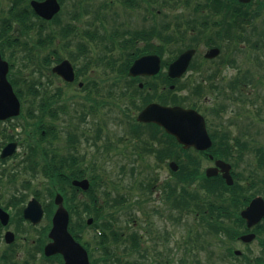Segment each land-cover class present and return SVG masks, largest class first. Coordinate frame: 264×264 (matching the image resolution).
Listing matches in <instances>:
<instances>
[{"label": "flooded vegetation", "instance_id": "1", "mask_svg": "<svg viewBox=\"0 0 264 264\" xmlns=\"http://www.w3.org/2000/svg\"><path fill=\"white\" fill-rule=\"evenodd\" d=\"M250 1V8L258 5L264 7V0ZM210 3L223 4L225 9L223 8L224 12L219 10L215 13L216 17L212 19L214 20L212 23H201L200 33L206 34L213 29L214 31L207 34L209 39L219 35L225 36L226 29L240 18L238 15L240 8L237 7L236 0H214ZM22 4L25 6V3ZM259 17L261 15L242 17V20L249 22L248 28L251 26L250 22L253 26L250 28V33L241 38L242 44L238 47L226 48L227 53L224 50L210 59L205 57L210 49L206 48L202 60L197 64L198 68L194 63V68L191 69L196 75L191 76L192 73H186L179 80H173L168 75L169 64H164L154 77H129L122 80L130 85H133L134 81L139 87L140 83L151 84L165 91L166 88L171 89V86L180 85L182 80L186 79L187 87L188 85L198 87L200 104V100L205 99L207 94L211 96L209 97L211 100L216 98L218 101L224 100L228 103L242 102L244 98L236 94L244 93L248 104L253 106L255 99L260 101L257 94L252 95L253 91L259 89L264 91V22L255 24V20ZM261 27L263 28L260 29ZM222 29L224 31L221 33L219 30ZM3 38L8 39V37ZM130 66L127 67L123 63L114 67L123 73L127 69L128 73ZM119 82L113 80L110 84L114 86ZM87 83L98 85L95 81ZM83 84L79 86L77 82L78 88L86 93L88 91ZM128 92L132 100H138L133 91L128 90ZM125 94L126 88L118 89L114 96L118 103L112 102L117 106V110L124 111V115L127 109L122 107L120 102L125 99ZM42 98L38 97L39 100ZM50 99L55 100L56 104L65 101L62 96H54ZM102 100L98 101L102 102ZM26 101L29 109L33 110L22 112L17 116L0 118V264H66L62 253L47 254V246L52 243L49 237L52 219L58 208L54 200L57 194H60L64 199L65 208L72 213L79 214L83 208H89L92 197L72 183L83 179L91 180L93 168L86 164V156L82 154L80 148L86 147L90 140H97L99 134L88 137L82 131H75L63 135L65 140L69 137L68 143L67 140L63 143L64 140L60 137L61 129L53 125L51 119L67 116L68 112L62 111L61 107L55 106L54 103L47 105L48 109L44 110L46 104L40 106L33 103L34 101L30 102L27 99ZM228 107V104H220L209 108L207 113H202L199 106L211 140L209 148L197 151L201 172L200 189L203 192L201 201L206 208L204 213L214 223L215 229L228 230L231 235H224V241H212L215 247H218L220 254L211 258L207 256L206 262L207 264H264V216L259 219L255 215L258 211L256 209L260 211L258 204L260 207L262 203L264 205V145L255 147L250 143L246 144L241 134L239 137L234 135L236 133L230 127L233 120L225 121L222 117V114L228 111ZM39 108L41 110H36ZM62 108L66 110V107ZM161 148L171 149L172 145H164ZM244 162L245 164L249 162L251 173L248 176H243L237 171L239 163L241 165ZM224 165L229 166L230 184L223 177ZM209 169L213 170L214 175H207ZM54 170L56 179L53 177ZM171 177V173L168 172L163 180L170 181ZM48 180H51L54 186L47 187ZM222 188L225 189L224 198H220L218 195L220 192H216ZM239 198L241 207L237 210ZM255 198H260L262 201L255 205L249 219L243 218L241 212ZM28 215L38 217V220L33 221ZM204 218L206 220V216ZM249 222L253 224L249 226ZM94 240L76 239L87 252L89 264H124L123 250H116V247L120 246L115 241L98 243ZM202 249L203 253L206 252L205 248ZM115 252L119 255H112ZM186 259L189 260V257ZM193 263L203 264V261Z\"/></svg>", "mask_w": 264, "mask_h": 264}, {"label": "rangeland", "instance_id": "2", "mask_svg": "<svg viewBox=\"0 0 264 264\" xmlns=\"http://www.w3.org/2000/svg\"><path fill=\"white\" fill-rule=\"evenodd\" d=\"M10 2L11 0H0V21L8 16L7 10ZM193 5L194 3L191 2L187 6L183 4V0H157L155 3L152 0H63L59 18L61 21L60 24L66 26L71 25L69 27L75 34L70 38V46L65 45V42L69 41V39L60 40L55 43L56 47L61 48V51L58 53V58L62 57L69 60L75 70H80L79 81L86 83L87 78H91L97 82L99 85L98 95L100 96L95 95L92 98L96 99V101L102 99L108 100L109 104L102 105L100 102L95 106L94 103L88 102L85 99L86 93L79 90L76 84L67 86L61 80L51 77L48 70L37 68V65H35L36 71L31 72L33 70L32 63L28 61L27 55L32 53L34 56L44 57L50 51V48L44 47L35 49L36 38H24L20 36V42L25 44L26 49L14 50V52L8 46V42L11 45L14 44L11 38L4 44V57L12 62L14 66L12 76H14V72H20L28 78L32 75L37 84H41L42 88H46L45 90L49 95L53 94L50 91L55 92L57 88L62 92V98L65 100L64 107H66V111L68 112L67 116L58 117L57 119L53 118L51 121L53 125L61 129L62 134L60 137L64 140L63 143L66 140L68 143L69 140V137L65 140L63 135L75 133V131H82L88 137H95L99 134L97 140H90L86 144V147L81 146L80 149L82 150V154L86 156V164H89L94 169V172L103 180V185L99 189L100 202L102 203V199L106 197L104 196L105 192L108 193L107 199L109 200L112 198H125L121 205L116 206L118 210L113 207H109L108 209L110 214L114 215L113 217L118 221L120 226L125 228L128 225L129 228L137 231L142 237L143 245L148 249V259L145 264H150V261L155 259L153 256L154 252L152 251V247L155 244L154 239L159 243L158 251H160L162 256L168 254V257L173 260H178L182 257L183 260L189 263L194 262V258H191L192 254H186L189 260L184 259L183 256L185 254L183 251L191 249V246H196L197 250L194 249L193 251H199L197 259L199 262L203 261V264H207V256L211 258V256L220 254L218 247H215L212 241L225 240L224 233L222 232L221 234L210 233L204 235V229L200 226L202 209L201 212H197L198 214L171 209L169 199H163L164 193L162 189L164 186H161V182L163 184L166 182L163 178L170 172L167 166L169 159H160L156 153H153V151L165 145L158 141L160 133L152 136L153 138L151 139L153 140L146 134L138 138L134 133H129V124L135 127L137 126L134 125V119L138 113V110H135L129 104L132 100L131 97L126 96L120 102V105L122 107L124 106L125 109L128 107L124 115L123 110H117V106L110 104L113 99L106 95V91L110 88L116 93L118 89L126 87L125 81L120 80V74L113 73L112 71L117 72V67L112 66L123 64V58L127 61V55L133 47L132 42H130L124 54V49L118 50L115 47L112 52L113 43L119 41L126 32L128 35L125 39L131 41L134 30L142 29L145 26L158 29L163 23H165L163 26L169 25V30L164 31V36L170 34L176 35L177 31L174 27L176 24L179 26V31L185 33L188 39L199 40L198 34L192 33V35H188L190 25L186 22V19L193 18L198 21L200 18L199 11L193 12ZM151 7H153L154 13L156 14L150 13L152 10ZM262 21L264 22V12L259 19L255 20V24ZM252 26L253 24L249 28H245V31L238 29L230 32V34L232 36H247ZM112 33L116 34L114 39H110L109 37ZM8 34H12V32ZM151 40L153 41L152 44L159 45V48L163 45L156 38H152ZM78 43L86 45L89 48L88 54L84 53L86 56L80 55L73 60L68 59L70 52L74 54L77 52ZM143 45L144 43H139L138 47H142ZM62 46H66L67 48L62 50ZM166 46L168 50L164 54L163 59L170 61L173 59L174 52L172 51L177 48V45L170 43ZM189 48L196 50L192 61L196 64V68H198L197 64L202 60V55L206 50L203 38L198 44L193 43L192 47ZM185 49L187 48L182 47L180 51ZM224 50L227 53L226 47ZM24 56L26 58L23 61ZM54 65V62H52L50 68ZM24 66H27L26 70H24ZM187 73H192L191 76L196 75L194 71ZM114 74L118 75L119 78L117 81H120L117 86L114 85L116 86L115 88L110 84L114 80L112 78L115 77ZM185 81L186 79L182 80L184 88L186 87ZM189 88L192 90L193 85H190ZM144 92L145 95H138L140 103H147L149 101L169 103L185 101L184 104L186 106L191 105L196 108L201 106L202 113H207L212 106L217 107L220 104H228V111L224 112L222 117L225 121L233 120L230 127L234 129L236 133L234 135L239 137V134H241L246 144L250 143L255 147L264 145V102H260L264 101V91H261V89L253 91L252 95L257 94L260 100L255 99L253 106L248 104L244 93L236 94L238 97L244 98L242 102L228 103V101L224 100L218 101L216 98H213V101L209 98L211 96L207 94L205 99L200 100V104L199 99H196L197 96H186L182 98L172 94V91L169 89L165 91L161 89L149 90V88L145 87ZM186 93H188L186 90L181 92L182 95ZM53 103L57 106L55 101ZM117 103L118 101L116 100ZM92 105L95 107L93 114L89 112ZM22 109L23 111L26 110L27 105H23ZM98 109L99 111H97ZM143 127V132L148 131L149 133L150 130L152 132L155 130L151 126ZM140 130L142 129L140 128ZM141 139L142 141L147 140L149 145L144 146ZM59 141L61 142V140ZM147 148H152V152H149ZM173 148L177 151V159L185 161L184 156L178 151L179 149L174 146ZM89 161L92 162L88 163ZM197 165L200 172L199 164L197 163ZM248 165L249 162L247 164L245 162L241 163V165L239 163L237 171L243 176H248L251 173ZM170 183L173 182L170 181ZM149 185H153L151 191L146 189ZM200 185L198 183L197 187L200 195H203L201 194L203 192L200 189ZM128 202H130V206L127 204ZM113 217L109 216L108 219L114 221ZM84 218L86 219L88 217L84 216ZM130 218L135 221L127 224V220ZM74 219H76V222L77 218L74 217ZM133 224H135L134 227L132 226ZM93 233H96L93 231V228L85 229L83 235L85 240H93ZM96 234L99 235V233ZM202 248H205L206 252L203 253L204 250ZM132 258L138 259V256L133 255ZM158 261H163V259ZM174 264L176 263L174 262Z\"/></svg>", "mask_w": 264, "mask_h": 264}, {"label": "trees", "instance_id": "3", "mask_svg": "<svg viewBox=\"0 0 264 264\" xmlns=\"http://www.w3.org/2000/svg\"><path fill=\"white\" fill-rule=\"evenodd\" d=\"M14 1L16 2H14L11 5L10 11H9L10 12L9 16L12 20H3L2 22H0V33L12 30L15 33L13 36L14 37L13 42L14 41L16 42V38L18 37V34H19V35L28 36L30 38H36L37 42L35 44L36 46L35 48H39V47L50 48V51L44 57H39V56L37 57V56H34V54L30 53V55H27V58H28V61L32 63L31 65H32L33 70L35 69V65H37V68H44L45 70H48V72H50L51 77H54V75H52L50 71L51 62L49 61L48 58L51 56L57 59L58 53H59L58 51L61 50V48H59L58 46L56 47L55 43H57V40H60V39L68 40L70 38V35L72 34V29L69 26H64L60 24L59 22L60 20L58 16H57L58 18L55 17L50 22H46L38 17H37V20L34 21L32 20V17H35L36 15L28 4L30 0H14ZM22 3H26L27 6L22 8V5H23ZM61 3H63L62 0H61ZM236 5L237 7L240 8L239 12L242 13L244 11V9L241 8L242 5H239L238 3ZM216 8L219 9L220 6L216 5ZM74 17H76V15H74ZM13 23H15V27L12 28L11 24ZM163 24L157 30L155 28H152L150 30H143L142 34L138 35L141 41L144 43V45L140 49L141 54L148 52L147 50L150 49L149 47H153V44H151L152 40H150L151 36L153 35L156 36L158 41L160 40V43H162L163 46L169 45L170 43L177 45V48L174 51H172L174 52V55L179 53L182 47L183 48L192 47L193 43L198 44L200 42V40L188 39V37L185 36V33H182L181 31H179V28H178L179 26L176 24L174 25V27L176 28L177 34L176 35L170 34V35L164 36L163 35L164 31L169 30V25L163 26ZM240 24L241 22H238V26H240ZM232 26L235 27V25L233 24ZM148 31H151V33H149ZM219 31L221 32L222 30H219ZM230 37H235V36H229L228 37L229 40H230ZM226 40L228 41V39ZM206 41H207L206 42L207 45H208V42L211 41L213 45L221 47V44L222 42L225 41V39L221 38V35H219L218 37L212 40H206ZM69 44H70V41L65 42L66 46H69ZM66 46H62V49L65 50ZM134 50L138 51L139 48L137 49L134 48ZM151 52H154V51H151ZM157 53L159 55L162 54L161 50L160 52L157 51ZM25 58L26 56H24L23 61L25 60ZM69 58H70V55H69ZM74 58H77V56L76 55L74 56L71 53V60H73ZM35 60L36 62L34 63ZM58 60H56L55 63H57ZM23 68L24 70H26L27 66H24ZM33 70H31V72L36 71V69L34 71ZM28 81H35L34 77H32L31 75L28 78L25 75L23 76L20 72H17V73L14 72V76L12 79L13 86L21 98L25 96H36V95L48 96L49 95V93L46 91L45 92L39 91L38 89H36L37 87L33 86L32 84H29ZM134 92H138L136 87L134 89ZM193 94L198 96L199 91L195 89L193 91ZM92 95H93L92 92H88L87 94H85V99L88 102H92L94 103V105H97V102L94 98H92ZM184 102L185 101L183 102L177 101L174 103L183 104ZM44 103H46V105H44L45 106L44 110H47L48 109L47 105H49V99H46V101L44 102L41 101L40 106H42ZM131 104L135 110H139L143 106L142 103L140 104L139 102H136V101H131ZM190 107H195V106H190ZM90 110L94 112L95 108L93 107V105L90 108ZM143 126H146V125H142V127ZM147 126H151V125H147ZM151 127L155 128L156 130V131L154 130V132L149 133V136L151 138L152 136L160 133L161 135L158 138L159 143H164V144L170 143L178 149V145L173 137L166 136L165 134L161 132L162 130L157 128L156 126L152 125ZM140 136H137V137L141 138ZM141 142L143 143L144 146H147L146 142L142 140ZM163 154H164V157L167 156V151L164 150ZM159 156H160V153H159ZM169 158L177 161V151L175 148L172 150V154L171 156H169ZM184 160L185 161L179 160V171L176 173H172L171 182L173 183L168 182L165 184L163 188L164 198L169 199L171 209L175 211H181V212L185 211V212L197 213V212H201V209H202V220H201L200 226H202V228L204 229V235L205 234L208 235L210 233H217V231H219V228L215 229L214 223L211 222V220L207 218V215H205L204 213L206 208L202 205V201H201V199L203 198V195H200V191L197 187V184L200 182L199 180L201 176L199 169H198V165H197V161H198L197 157L191 155L190 153H187L186 159ZM53 177L54 179H56L57 177L55 170H54ZM59 181H61V179H59ZM102 185H103L102 178H100L97 174H94V176H92L91 178L90 189L87 192V195L92 197L90 199L89 208H83L82 212L79 214L72 213L71 210H69L70 211V223H69L70 232H72V234L76 237L77 240H80V241L84 240L83 231L84 229L87 228L85 224L84 216L92 217L94 221L93 226L94 228L96 227V229L99 232V235L97 234L94 235V239H95L94 241L98 243H102V242L108 243L109 241L111 242L115 241V243L118 246H120V247H116V250L118 251L123 250L122 254L124 255V259H125L124 264H145L146 260L148 259V256H147L148 249L143 245L142 237L138 234L137 231L129 228L128 225H126L125 228L120 226L118 221L113 217L114 215H111L108 209L109 207H113L118 210L116 206L121 205L123 203V200H125V198H119V199L112 198L109 200L107 199L108 193L105 192L104 196L106 197L102 199L103 201L101 203L100 197L98 195H99V189L101 188ZM146 189L151 191V185L147 186ZM224 190H225L224 188H222L219 191L216 190V192H220V194H218L220 198H224V195H223ZM110 201H111V204H110ZM240 202L241 200L239 198L237 210L241 207ZM137 203L141 205V203H139L138 201ZM127 204L129 206L131 205L130 202H128ZM82 206H85V204H82ZM82 214H84V216H82ZM109 216L113 217L114 221L108 219ZM205 216L207 219L206 221L204 218ZM74 217L77 218V224L74 220ZM134 221H135L134 219L130 218L129 220H127V224L130 222L133 223ZM206 222H208L207 226L205 225ZM132 226L134 227L135 224H133ZM222 230L224 231V235L231 236L230 231L224 230V229ZM154 242L155 244L152 247V251L154 252L153 256L155 257V259L150 261V264H174V262L176 264H190L186 260H183L182 257H180L178 260H173L172 258L168 257V254L165 256H162L160 251H158V248H159L158 241H155L154 239ZM194 249L197 250V247L191 246V249L184 250L183 251V253L185 254L183 256L184 259L188 256L186 254H192L191 256L195 258L194 262H199L196 259L198 257V254H197L198 251H193ZM110 251H111V247H110ZM112 255L117 256L119 255V253L115 252V253H112ZM133 255H137L138 259H133L132 258ZM157 259L158 260L163 259V261H158ZM192 264H195V263L192 262Z\"/></svg>", "mask_w": 264, "mask_h": 264}, {"label": "water", "instance_id": "4", "mask_svg": "<svg viewBox=\"0 0 264 264\" xmlns=\"http://www.w3.org/2000/svg\"><path fill=\"white\" fill-rule=\"evenodd\" d=\"M240 1L243 3L248 2V0ZM31 6L38 16L46 20H50L60 9L57 0H44L41 2L32 1ZM194 53L195 51L193 49H189L180 54L178 58L170 64L168 74L173 78H179L187 70ZM217 54L218 50L212 49L206 56L213 57ZM159 66V56H142L134 61L129 69V75L152 76L158 72ZM52 71L68 82L74 79L73 68L67 60L55 66ZM7 72L8 64L0 57V118L17 115L20 110L19 101L6 79ZM137 121L153 123L162 127L167 134L175 137L176 141L185 149L192 147L196 150H205L211 145L204 120L197 111L193 109H184L179 106L167 107L158 104H149L140 112ZM170 167L174 170L177 169V165L174 162L170 163ZM222 170H225L223 177L226 179V182L230 184L231 177L228 174L229 166L224 165V169ZM207 175H214L213 170L209 169ZM74 185L81 187L83 190L88 188V182L85 180L82 182H74ZM259 201L262 200L260 198L253 199L249 206L241 212V216L245 219H249L250 213L255 209V205H257ZM55 204L58 205V209L52 219V229L49 233L52 243L47 246V254L62 253L66 264H89L86 252L74 241L73 237L68 232V213L62 206V198L59 195L56 196ZM258 205L260 211L256 209L258 211L255 215L260 219L264 215V205L263 203L261 207L260 204ZM28 216L33 221L38 220V217ZM91 222V219H89L87 223L90 224ZM251 224L253 223L249 222L248 225L250 226Z\"/></svg>", "mask_w": 264, "mask_h": 264}]
</instances>
